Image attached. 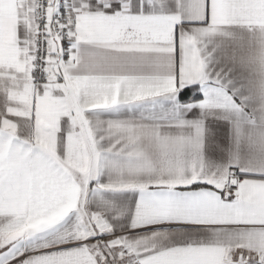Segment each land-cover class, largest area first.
Masks as SVG:
<instances>
[{"label":"snow or ice","instance_id":"1","mask_svg":"<svg viewBox=\"0 0 264 264\" xmlns=\"http://www.w3.org/2000/svg\"><path fill=\"white\" fill-rule=\"evenodd\" d=\"M0 264H264V0H0Z\"/></svg>","mask_w":264,"mask_h":264}]
</instances>
